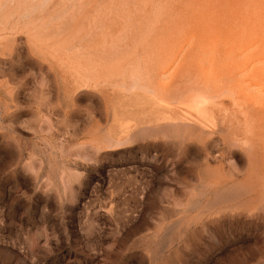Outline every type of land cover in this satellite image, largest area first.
<instances>
[{
	"label": "rangeland",
	"instance_id": "374dc122",
	"mask_svg": "<svg viewBox=\"0 0 264 264\" xmlns=\"http://www.w3.org/2000/svg\"><path fill=\"white\" fill-rule=\"evenodd\" d=\"M0 264H264V0H0Z\"/></svg>",
	"mask_w": 264,
	"mask_h": 264
}]
</instances>
